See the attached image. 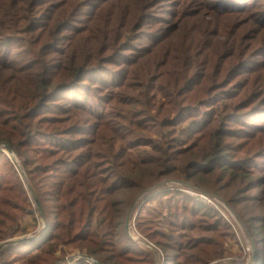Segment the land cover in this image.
Instances as JSON below:
<instances>
[{"label":"trees","instance_id":"obj_1","mask_svg":"<svg viewBox=\"0 0 264 264\" xmlns=\"http://www.w3.org/2000/svg\"><path fill=\"white\" fill-rule=\"evenodd\" d=\"M258 1L243 0L241 9H227L222 3L215 6L226 15L233 10L249 12ZM150 3V0H100L95 6H99L98 9L90 14L89 7L94 6V2L86 0H0V142L23 156L33 192L37 189L39 211L50 221L38 240L8 245L2 253L5 249L21 251L25 258L23 264H59L66 258L65 254L58 255L62 246L76 245L96 257L98 264H157L156 253L145 250L128 232L127 211L141 193L154 189L152 187L163 180L177 179L189 185L188 182L212 173L213 161L224 157V147L222 141L216 140L221 137V129L212 131L211 143L209 127L208 149L203 160L211 164L201 166L195 157L189 163L187 159L181 162L171 149L173 143L168 138L171 131L164 130L173 119L163 111H159L163 118L154 115L149 102L137 104V95L154 98L161 93L171 98L168 104L177 99L178 102L197 101L201 96L199 102L189 104L198 106L209 100L214 106L223 104V110H215L206 117L217 116L219 122L231 118L237 110L264 108V85L256 86L247 81L241 88L233 86L236 75L250 73L246 62L241 63L247 60L242 55L245 46L234 44L211 53L210 48L215 43L212 38L220 34L221 26H216L215 31L213 22L200 14L210 11L199 7L197 12L188 15L189 22L208 20V24L199 29V33L188 30L186 38L178 41L179 35L174 33L180 29V24L171 28L163 25L156 37L142 32L150 26L149 14L145 12ZM182 4L181 8L185 3ZM105 12L108 13L105 20L96 19V13ZM80 22L84 25L78 27ZM247 22L244 19L241 28L247 29ZM137 32L139 35L135 37ZM67 35L69 38H65ZM139 40L143 42L140 46L134 42ZM9 43L17 44L18 50ZM118 62H122L124 69L118 73L109 71L108 66ZM258 65L257 71L264 74V63ZM223 66L224 77L221 78L226 79L219 81L220 76L217 81L212 79L213 70ZM103 70L118 74L119 78L89 77ZM89 81L94 85L85 92L76 89ZM214 84L211 90L223 88L222 93L210 95L209 87ZM104 87L112 90L108 95L112 102L109 117L106 113L93 112V105L84 103L85 98L94 100V92L97 89L104 92ZM70 89L77 100L67 105L58 103L62 98L60 92ZM138 112H141L138 121L155 118L159 132L166 135L164 141L155 145L154 151L137 149L141 143L132 145L133 141L118 129L124 125L135 134L137 127L131 113ZM63 113H70L67 116L71 117H60ZM87 113L98 120L97 137H90ZM238 114L243 118L247 113ZM38 117L41 119L35 120ZM113 123L117 124L108 126ZM200 124L209 126L204 121ZM195 128H199L198 125ZM107 136H112L106 141L111 142L109 145L104 144ZM80 139L87 149L81 148ZM137 141L140 140H134ZM34 142L48 147L50 158L61 152L71 158L61 156L54 161L47 158L49 164L45 160L35 166L28 149ZM50 144L60 148L54 149ZM21 147H25V151ZM3 152L0 151V164L5 159L9 161ZM251 158L252 155L231 161L225 188L236 186L229 176L230 169L232 174H238L235 172L238 168L248 169ZM13 167L8 169V175L17 177L18 181H0V224L4 226L0 227V241L17 235L27 213V189L17 175L18 169ZM246 173L245 178L251 177L249 171ZM2 176L0 173V179L4 178ZM259 179L261 177L255 183L257 186L264 183ZM240 185H237L238 191ZM262 193L264 209V189ZM236 198L239 197L234 195L229 202L232 204ZM136 204L130 211H136L139 229L163 247L167 264H210L215 257L225 255L226 237L230 234L227 235L229 231H224L223 227L229 228V223L223 215H218L213 223L212 216L217 211H213L211 204L168 187L147 193L144 200ZM257 218L253 217L254 220L264 217ZM165 226L170 227L169 231ZM214 233L219 234L218 238ZM263 244L264 239L257 243L255 264H264ZM189 246L190 249L185 248ZM186 250L197 251L192 254ZM184 255L188 256L186 260L182 258ZM75 264L96 263L79 260Z\"/></svg>","mask_w":264,"mask_h":264},{"label":"rangeland","instance_id":"obj_2","mask_svg":"<svg viewBox=\"0 0 264 264\" xmlns=\"http://www.w3.org/2000/svg\"><path fill=\"white\" fill-rule=\"evenodd\" d=\"M87 2H94V6L90 8V14L98 9L99 6L95 7L96 4L100 0H86ZM151 3L146 8V11L149 14V18L147 19V23L149 22V27H145L143 29V33L147 35H152V37H156L160 34V27H165L166 25L172 26H180L174 34H178V41H182L185 37V33L188 30L196 31L193 33H199V29L204 27L208 24V20L213 22V29L215 30L216 26H221L220 34L214 39V45L210 48L211 53H215L219 50H222L225 46L231 47L234 44H243L245 48H243L242 55L247 57V60L241 61V63H245L247 65V69L250 73L245 72L242 76L236 75L234 77L233 86L236 88H241V86L249 81L251 84L259 86L264 85V74L262 72L257 71L259 68L258 64L264 63V15L262 12L264 10V0H259L257 4L249 11V12H238V11H230L231 14L224 15V11H219L216 8V4H223L224 7L227 9H237L243 8L242 5L243 0H150ZM184 2V7L181 8ZM98 5V4H97ZM181 5V6H180ZM181 8V13L180 8ZM199 7L205 8L207 12L200 13L208 20H201L198 22H189L191 21L188 18V15L193 14L199 10ZM109 7H107L108 10ZM108 16V13H96V19L105 20ZM247 20V24L249 23V27L246 29L245 27L241 28L243 20ZM99 21L97 20V24ZM251 23V24H250ZM256 23H259L257 25ZM96 24V25H97ZM81 22L79 23L78 27H81ZM95 25V26H96ZM182 25V26H181ZM67 31V30H65ZM216 31V30H215ZM69 33H71L69 31ZM135 34L137 37L139 34ZM73 34V33H71ZM74 35V34H73ZM70 35L65 36V38H69ZM174 39V38H173ZM190 39H195L191 37ZM204 39H211V38H204ZM151 41V40H149ZM136 45L140 46L139 41H134ZM139 43V44H138ZM8 45L7 43H4ZM146 44V43H145ZM9 45H14L13 47L15 50H18L17 44L9 43ZM64 45V44H63ZM62 47V46H60ZM155 48V46H153ZM238 49V48H237ZM236 49V51H237ZM126 53H129L127 51ZM244 57V58H245ZM242 58V59H244ZM221 58H219L220 60ZM122 62H118L117 64H113L112 66H108L110 69L109 71H120V69H124V66L121 65ZM224 66L221 68H217L214 71V74H211V78L215 79V81H223L225 78L224 73H222ZM101 75L105 77V79L109 77H116L119 78V75H112L109 74L107 71H102L101 73H91L89 77H98ZM94 81V80H93ZM222 83V82H221ZM219 83V84H221ZM93 86L94 82L89 81L86 82L85 85H78L76 89L80 91H86L89 86ZM209 87L210 95L214 93H222V89L219 90H211L213 86ZM85 87V88H83ZM128 89V87L125 86ZM69 91H63L62 94L60 92L59 96L62 95L60 102L66 104L72 100L76 101V97L73 93ZM112 91L111 87L105 88L104 92H99L98 89L95 93L96 98L90 101L88 98L84 99L85 104L93 105V112L96 111L98 113H106V117H109L110 113L112 112L111 108V96H108ZM137 104H141L142 102H149V108L151 109L154 115H157L159 118H163V114L159 111L166 112V115H170L171 119L170 124L164 130L171 131L168 135L170 142L173 143L171 149L176 151V155L180 157L183 162L187 159V163L191 161V158L195 157L197 162L201 166H208L211 162H205L203 160V155L206 153L208 149V145L206 144V140L209 138V133L207 132L209 127L211 130L210 138L211 143H213L212 138V131H220L221 129V137H217L216 140L223 143V153L224 157L220 158L219 160H214V167L213 171L210 174H206L204 176H200L197 181L188 182L189 185L185 184L177 179H167L159 182L156 186L152 187L151 191H156L162 188H172V189H180L187 193L194 195L199 200L205 201L211 204L214 207L213 211H217L212 216L213 223L218 220V215H223L225 219L229 223V228L223 227L224 231L227 232L228 237H226V253L223 257H215L213 259V263L210 264H255V252L257 243L260 242L261 239H264V233L261 230H264V221L263 219H258L257 217H264V209L261 205V200L263 197V189L264 183L257 186L258 178L261 177L260 180H264V108L262 110L256 111L254 110H237L235 113L233 112L230 116L231 118L225 119L223 118V122H219L217 116L213 119L206 117L211 116V112L217 110H223V104L217 103L215 106L210 104L213 101H203L198 103V106H193L194 102H199L201 96L198 97L197 101H189L185 100L184 102H170L171 98L166 97L165 95L159 93L154 98L152 97H144L142 95H137ZM127 101H131L128 100ZM206 103V104H204ZM71 104V103H70ZM221 104V105H220ZM242 104V103H241ZM64 106V105H63ZM183 108H180L182 107ZM249 111V112H248ZM238 113H247L243 118L239 116ZM71 115L68 114H60V117H71L67 116ZM141 115V112L138 113H131V117L133 121L136 123L134 124L137 129L135 134H133V130L129 132V127L121 125L118 129L123 136H127L129 140L133 141V144H138L139 142L141 145L137 149H143L147 151H154L155 145L159 144L160 141H164L166 135L159 132L157 128V124L154 122L155 118H143V120L138 121L137 116ZM89 122V128L92 131V136L90 137H97V119L87 113ZM41 119L40 117L36 118L35 120ZM74 119V118H73ZM204 121V123L208 124L206 126L204 124H200ZM215 123V126L213 124ZM248 123V124H246ZM117 123H113L108 126L116 125ZM198 125L199 128H195ZM217 127V129L215 128ZM232 132H227V131ZM95 132V133H94ZM227 133V134H226ZM80 137V136H79ZM86 137L83 136L82 138ZM81 138V139H82ZM112 136H107L105 138L104 144L109 145L110 143H106V141L110 140ZM80 139V140H81ZM135 139L140 141L134 142ZM127 141V140H126ZM82 146V149H87V146L84 145V142L81 140L79 142ZM5 142H0V151L3 152L9 159L4 160V162H10L7 165L2 166V162L0 164V173H3V179L0 181L5 182H14L18 181L17 177L13 175H8V169L12 168L13 166L18 169L17 175L24 181V187L27 189V196H26V210L27 213L25 215V219L22 220V224L19 228V232L17 235H13L5 240L0 241V244L6 242L8 240L17 239V238H29L38 236L40 233H44L42 230H45V227L50 222L45 215H43L39 211V202H37L36 193L32 190L31 184V177L25 166V160L23 156L19 153L15 152V156L13 157L10 154L9 145L5 146ZM225 145V146H224ZM50 147L54 149H59L58 145L50 144ZM22 151H25V147H21ZM31 154V158L35 159L32 164L35 166L42 165L45 162H48L50 159L54 161L57 157L63 156V159H69L71 156L61 152L60 155L52 154L53 158H50L51 155L50 151H47L48 147L44 148L40 145L39 142H34V144L28 148ZM190 149V150H188ZM211 151L213 149H210ZM60 153V150H57ZM63 153V154H62ZM9 154V155H8ZM76 155V152H74ZM252 158L249 160L248 169L238 168V174H232V170L230 169L229 176L233 178L235 181L233 182L234 187L228 186L227 188L225 181L229 179L227 176L228 174V166L230 165L231 161L234 159H240L245 157ZM5 156V157H6ZM20 156V157H19ZM55 157V158H54ZM50 158V159H47ZM194 159V160H196ZM23 160V161H22ZM256 162H255V161ZM217 161V162H216ZM216 163V164H215ZM256 163V164H254ZM13 164V165H12ZM15 164V165H14ZM13 167V168H14ZM216 167V168H215ZM208 168V167H207ZM227 172H226V170ZM249 171L251 177L245 178L246 172ZM234 172V173H235ZM239 175V178H238ZM1 178V177H0ZM51 180V178H50ZM245 180V182H244ZM252 181L254 183L252 184ZM198 183V184H197ZM201 183V184H199ZM230 183V182H229ZM228 183V184H229ZM240 185V190H237V185ZM245 186V188H244ZM251 187V188H250ZM250 188V190H248ZM150 189V188H149ZM141 193L138 199L135 201V204L131 209L127 211V216L125 217L126 220V228L130 233L131 237L143 247L145 250H153L157 256V264H167L166 263V252L155 241L147 237L138 227L137 225V213L134 211V207L137 205L141 199L144 200V197L147 193ZM204 196H203V195ZM143 195V196H142ZM234 195L239 197L236 198L235 202L232 204L229 201L234 199ZM39 197V196H38ZM142 197V198H141ZM232 199V200H230ZM39 204V205H38ZM12 212V210L10 208ZM131 210V211H130ZM147 213V212H146ZM8 220L9 218H4ZM194 220V218H192ZM129 224V226H128ZM0 227H4L0 224ZM167 231H169L170 227L165 226ZM9 230V229H8ZM221 230V227H218V231ZM48 232V231H47ZM46 232V233H47ZM214 235L218 238L219 234L214 233ZM148 242H154L156 248L153 245H148ZM264 245V244H263ZM6 247V246H5ZM4 248V247H3ZM190 249L191 247H185ZM3 250V249H2ZM1 250V251H2ZM66 251V253H65ZM187 252L196 253L197 250H186ZM21 251H9L5 249L4 252H0L1 262L0 264H23L25 258L23 257ZM60 256L65 254V260L59 264H66L69 259L75 257H79L81 254H89L86 251L81 250L76 245H63L60 251L58 252ZM183 254V253H182ZM91 255V254H90ZM251 255L253 256V260H250ZM97 259L96 257H94ZM185 260L188 256H182Z\"/></svg>","mask_w":264,"mask_h":264},{"label":"water","instance_id":"obj_3","mask_svg":"<svg viewBox=\"0 0 264 264\" xmlns=\"http://www.w3.org/2000/svg\"><path fill=\"white\" fill-rule=\"evenodd\" d=\"M5 146H7V144H5ZM9 150H10V154H12L13 157H14L15 156L14 150L11 147H9ZM36 198H37V200L40 203L38 195H36ZM40 207H41V205H40ZM128 226H129V224H128ZM45 230H46V227H45ZM39 238H40L39 236H35V237H29V238H17V239L8 240V241L3 242V243L0 244V252L3 249V247H5V246L11 245V244H16V243H22L24 241H36ZM257 253H258V249L256 247L255 257H257ZM78 258L80 259V261H87L88 260L87 258H94V256L90 255V254H81L77 258L73 257V258L69 259V261L66 264H74L76 259H78ZM96 264H98V260L97 259H96Z\"/></svg>","mask_w":264,"mask_h":264},{"label":"built area","instance_id":"obj_4","mask_svg":"<svg viewBox=\"0 0 264 264\" xmlns=\"http://www.w3.org/2000/svg\"><path fill=\"white\" fill-rule=\"evenodd\" d=\"M203 195V194H202ZM204 196V195H203ZM47 227V226H46ZM44 233H45V231L46 230H42ZM44 233H40L38 236L39 237H41V236H43L44 235ZM147 243H148V245H153L155 248H156V246H155V243L153 242H148L147 241ZM253 258V256L251 255V257H250V260ZM89 261H91V262H94V263H96V259L95 258H87ZM80 259L78 258V259H76V261H75V263L77 262V261H79ZM253 260V259H252ZM74 263V264H75Z\"/></svg>","mask_w":264,"mask_h":264},{"label":"crops","instance_id":"obj_5","mask_svg":"<svg viewBox=\"0 0 264 264\" xmlns=\"http://www.w3.org/2000/svg\"><path fill=\"white\" fill-rule=\"evenodd\" d=\"M150 192H151V189H147V190L144 192V194H145V193H150ZM144 194H143V195H144ZM143 195H142V196H143ZM141 198H142V197H141Z\"/></svg>","mask_w":264,"mask_h":264}]
</instances>
